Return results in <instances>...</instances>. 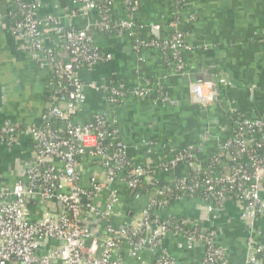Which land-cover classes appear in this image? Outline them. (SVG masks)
<instances>
[{
  "label": "built area",
  "instance_id": "built-area-1",
  "mask_svg": "<svg viewBox=\"0 0 264 264\" xmlns=\"http://www.w3.org/2000/svg\"><path fill=\"white\" fill-rule=\"evenodd\" d=\"M10 1L12 32L22 40L19 49L51 72L49 87L55 93V102L46 106L38 126H23L11 120L0 126V149L10 151L19 144L22 135H27L32 151L31 160L11 186L0 181V264H177L164 247L170 235L180 238L177 242L180 250L202 249L200 264H231L227 250L216 242L213 231L190 224L185 218L177 224L169 217L152 214L153 209L157 213L166 209L171 199L193 198L202 187L204 196L199 200L205 205L210 221L216 219V211L232 203L240 218L248 223L243 264H263L264 246L257 242L261 232L254 230V225L264 218V114L252 120L234 115L232 139L222 141L213 158L223 170L220 175L205 174L203 179L198 175L181 177L175 181L177 194L173 197L170 184L158 187L154 181L157 196L129 224L116 226L113 219L121 202L114 183L120 181L129 190L137 191L146 184L149 171L129 159L125 141L105 114H95L84 124L74 121L86 102L84 88L100 92L111 105L129 96L143 99L154 92L162 105H175L176 101L163 88L146 80L136 87L117 81L83 83L78 77L79 67L109 62L111 53L98 48L87 30L65 28L51 14L41 17L40 0ZM115 1L103 0L100 4L97 0H77L84 16H95L94 28L105 34L130 33L137 51L150 48L167 52L173 71L184 75L182 52L186 46L183 35L175 30V23L170 22L173 31L163 40L151 34L138 35L134 15L139 0H121L126 15L111 24ZM172 1L175 9L183 2ZM150 31H158V27L153 26ZM49 34L56 38L52 44L46 43ZM218 84L226 86L228 82L219 79ZM188 88L189 97L203 108L219 101L215 83L196 81ZM251 143L255 150L249 148ZM83 157L92 159L103 176H91L82 184ZM181 163L202 168L195 164L192 147L176 152L171 159L161 162L159 168L168 172ZM135 197H139L137 192ZM123 247L129 262L114 256ZM143 255H149L150 260Z\"/></svg>",
  "mask_w": 264,
  "mask_h": 264
},
{
  "label": "crops",
  "instance_id": "crops-1",
  "mask_svg": "<svg viewBox=\"0 0 264 264\" xmlns=\"http://www.w3.org/2000/svg\"><path fill=\"white\" fill-rule=\"evenodd\" d=\"M2 1L5 4L0 8V126L6 120L38 126L41 114L55 98L49 87L52 74L19 49L22 40L12 32L10 0ZM48 14L73 31L95 27V16H84L77 0H40L39 15ZM123 16L124 3L116 0L111 18L118 22ZM172 21L185 41L184 75L175 73L170 61L158 50L137 51L134 37L128 32L114 36L97 32L94 43L102 51L111 53L112 60L79 70L78 77L85 84L120 81L127 87H136L146 80L163 88V92L176 101L175 105H162L154 92L143 99L126 97L113 106L100 92L85 87L86 102L74 118L75 122L84 124L95 114H105L125 141L129 159L135 166L149 171L145 183L158 181V187L188 172V165L184 163L168 172L160 171L162 155L166 152L175 147H192L195 164L202 166L209 154L233 134L234 115L252 120L264 114V0H183L177 9L172 0H139L134 15L138 35L151 34L157 39H166L173 31ZM153 26L158 27V31L152 33ZM53 41L52 36L46 35L47 44ZM219 79H225L228 85H219ZM196 81L215 83L219 102L206 108L194 102L189 97L188 87ZM31 152L27 135H22L19 144L10 151L0 149L3 185L11 186L19 178L22 167L31 160ZM80 162L82 184L91 176H103L92 159L83 157ZM113 186L121 202L118 215L113 219L116 226L129 224L157 190L156 185L152 186L145 195L136 198L131 197L127 186L120 181ZM262 196L264 198V193ZM158 214L179 216L190 224L213 231L216 242L227 250L229 262L244 263L249 225L240 218L235 205L225 204L216 211L214 221L209 220L205 205L194 198L171 202ZM254 230L261 232L257 242L264 246V218L255 223ZM164 247L177 264H200L203 258L200 248L180 251L176 238L171 236ZM124 249L115 251L114 256L129 262ZM143 258L150 260L149 255Z\"/></svg>",
  "mask_w": 264,
  "mask_h": 264
},
{
  "label": "trees",
  "instance_id": "trees-1",
  "mask_svg": "<svg viewBox=\"0 0 264 264\" xmlns=\"http://www.w3.org/2000/svg\"><path fill=\"white\" fill-rule=\"evenodd\" d=\"M97 2L98 3H102L103 2V0H97ZM5 4V2L4 1H2V0H0V8H1V6L2 5H4ZM10 5H12V2L10 1V3H9ZM14 9V8H13ZM14 13H15V15H16V10H14ZM126 15V12L124 11V16ZM16 17L18 18V15H16ZM110 23L111 24H114L115 22L112 20V18H110ZM97 32H100L97 28H94V29H88L87 30V34L90 36V37H92V38H94V35H95V33H97ZM117 33L116 32H113V33H110L109 35L110 36H114V35H116ZM50 36H52V38L54 39V40H56V38H55V36L53 35V34H49ZM151 36H153V35H151ZM157 39V38H156ZM96 45V44H95ZM97 46V45H96ZM98 47V46H97ZM99 48V47H98ZM161 54H162V56L164 57V58H166V60L168 61L169 60V56H168V54H167V52H164V51H161V50H158ZM88 67V65L87 64H84V65H82V66H80L79 67V70H82V69H86ZM117 82H120V81H117ZM117 82H115V83H117ZM112 83H114V82H112ZM123 83V82H122ZM50 92V91H49ZM50 94H51V92H50ZM103 95V94H102ZM104 96V95H103ZM219 102V101H218ZM120 104V103H119ZM119 104H117V105H119ZM117 105H113V106H117ZM201 110H203V108L201 107ZM236 117V116H235ZM232 136V135H231ZM231 136H229V137H227V138H225V140L227 139V140H229V139H232V137ZM258 139V138H257ZM248 146H249V148L250 149H253V150H255L254 148H255V146H254V144L253 143H251V144H248ZM184 149H186L185 147H175V148H173L172 150H170V151H168V152H166L164 155H162V157L164 156V158L162 159V162H164L166 159H171L172 157H173V155L176 153V152H181L182 150H184ZM219 148H217V149H215V151L213 152V153H211V154H209V156H208V158L205 160V162L203 163V165L201 166L202 168H200L199 170L198 169H195V168H193V167H189L188 166V172L187 173H185V174H183V175H180V176H176V178L173 180V181H170L168 184H170V187H171V189H172V197L173 196H175L176 194H177V192L175 191V189H174V185H175V181H177L179 178H181V177H192V176H197L198 175V177H199V179H203L204 177H205V174H208V175H210V176H218V175H220L222 172H223V170L221 169V167H220V165H218V164H216V163H214L213 162V158H214V156L215 155H217L219 152ZM184 164H186V163H184ZM186 165H188V164H186ZM249 170L250 171H252V169L249 167ZM155 178H156V180H157V177L155 176ZM154 178V179H155ZM154 184V181H151V183H147V184H144V185H142L137 191H132V190H129V194L131 195V197H133V196H135L136 195V192L138 193V195H145L151 188H152V186H154L153 185ZM156 184H158V181H157V183ZM164 184H167V183H164ZM163 184V185H164ZM162 185V186H163ZM199 193L198 194H196L193 198L194 199H197V200H199V198H202L203 196H204V191H203V187L202 188H200L199 190ZM155 196H157V194H155ZM155 196H153V197H155ZM152 197V198H153ZM166 199H167V197H166ZM169 199V198H168ZM149 202V201H148ZM148 202L146 203V205L145 206H147V204H148ZM171 202H174V200L173 199H171L170 200V203ZM226 204H232V203H226ZM232 205H234V204H232ZM152 214H158L157 213V211H156V209H153V211H152ZM128 217H129V214L127 213L126 214V218L128 219ZM169 218H170V220H172L173 222H175V223H177V224H179L180 222H179V219H182V217H179V216H168ZM128 223H125V224H123V225H121V226H126ZM114 225H116V224H114ZM171 237H174V238H176V240H177V242L180 240V238H178V237H176V236H172V235H170ZM169 238V237H168ZM124 248V247H123ZM180 250V249H179ZM124 251H125V253H126V250L124 249ZM180 251H183V250H180Z\"/></svg>",
  "mask_w": 264,
  "mask_h": 264
},
{
  "label": "water",
  "instance_id": "water-1",
  "mask_svg": "<svg viewBox=\"0 0 264 264\" xmlns=\"http://www.w3.org/2000/svg\"><path fill=\"white\" fill-rule=\"evenodd\" d=\"M155 34H157V32H155ZM157 36V35H156ZM201 79H202V77H200ZM204 81H209V80H207V79H203ZM211 82H215L214 80H211Z\"/></svg>",
  "mask_w": 264,
  "mask_h": 264
}]
</instances>
